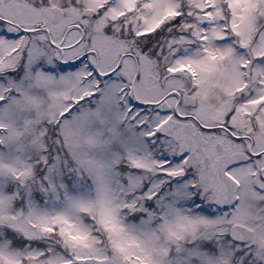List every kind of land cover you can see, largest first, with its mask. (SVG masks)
Wrapping results in <instances>:
<instances>
[{
	"label": "snow or ice",
	"instance_id": "snow-or-ice-1",
	"mask_svg": "<svg viewBox=\"0 0 264 264\" xmlns=\"http://www.w3.org/2000/svg\"><path fill=\"white\" fill-rule=\"evenodd\" d=\"M0 264H264V0H0Z\"/></svg>",
	"mask_w": 264,
	"mask_h": 264
}]
</instances>
